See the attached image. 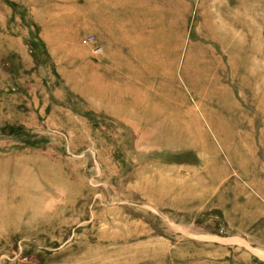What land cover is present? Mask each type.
Segmentation results:
<instances>
[{
	"label": "rangeland",
	"instance_id": "rangeland-1",
	"mask_svg": "<svg viewBox=\"0 0 264 264\" xmlns=\"http://www.w3.org/2000/svg\"><path fill=\"white\" fill-rule=\"evenodd\" d=\"M0 264H264V0H0Z\"/></svg>",
	"mask_w": 264,
	"mask_h": 264
},
{
	"label": "bare ground",
	"instance_id": "bare-ground-1",
	"mask_svg": "<svg viewBox=\"0 0 264 264\" xmlns=\"http://www.w3.org/2000/svg\"><path fill=\"white\" fill-rule=\"evenodd\" d=\"M142 6L144 7V8H142V9H144V11L145 10L149 11L150 5L148 4L147 1H144ZM149 19L150 18L147 17V16L143 17V21L141 22V26L139 27L138 34L136 32L137 40H135V41L132 40L131 43L128 45L129 48H132L131 49L132 51L133 50L135 51V49H133V48L136 45L140 46V51H142V54H143L142 57H145V55H146V41H149L150 37H151V34H149L147 32V31L151 32V30L148 29V24H149V21H150ZM221 36H222V34H221ZM212 37H213V35H212ZM221 42L224 43V41H221ZM142 45H144V47H142ZM175 50L177 52H179V50H180V45L179 44H177L175 46ZM121 65H122V69H125V71H127L125 74L123 73V76L126 77L129 74V71H130V67H131L130 62H128V64H126V65H124V64H121ZM109 71H110V68L106 66V72H109ZM127 88H128L127 84L122 85V83H120V82H113V81H107L106 80V90L110 89V91L115 96L122 95L124 92L127 91ZM121 102L124 103V101H121ZM120 109L124 110V112L119 113V115L121 114L123 117H125V119H124L125 121L131 122L132 125L135 127V130L137 131L138 136H139V140L138 141L140 142V144L141 143H148V145L150 147L161 146L162 148H166L173 141L174 142L181 141V137H180L181 134H182V128L181 127L184 124L181 123L182 124L181 127L178 126L176 128H171V127L167 128L163 123L156 122V119H153L150 116L148 117L147 115L146 116L141 115V114L135 112L134 109L132 110V108H130V107H125V108L121 107ZM132 119H136V120H138V122L134 123V122H132ZM168 135H169V137H172V141L171 142L167 141L166 136H168ZM138 141L136 142V144L138 143ZM146 141H148V142H146Z\"/></svg>",
	"mask_w": 264,
	"mask_h": 264
},
{
	"label": "built area",
	"instance_id": "built-area-1",
	"mask_svg": "<svg viewBox=\"0 0 264 264\" xmlns=\"http://www.w3.org/2000/svg\"><path fill=\"white\" fill-rule=\"evenodd\" d=\"M85 42H87V40H84Z\"/></svg>",
	"mask_w": 264,
	"mask_h": 264
}]
</instances>
